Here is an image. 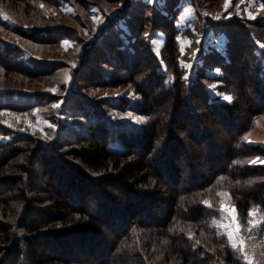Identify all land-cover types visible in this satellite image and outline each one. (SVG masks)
<instances>
[{"label":"trees","instance_id":"1","mask_svg":"<svg viewBox=\"0 0 264 264\" xmlns=\"http://www.w3.org/2000/svg\"><path fill=\"white\" fill-rule=\"evenodd\" d=\"M90 1L72 0L85 12ZM62 3L0 0V29L58 43L66 32L52 12L60 15ZM194 6L196 33H185L184 54L175 15L144 0L123 13V38L116 19L89 41L71 85L125 87L136 98L94 100L72 89L69 110L79 121L49 145L25 135L0 142V264H246L214 222L225 193L241 225L256 208L264 230V144L247 137L264 115V11L221 22ZM154 31L165 34L160 55ZM209 33L224 36L220 50L202 48ZM1 40L0 59L12 58L18 73H49L47 63L15 61L20 47ZM112 110L141 122H119Z\"/></svg>","mask_w":264,"mask_h":264},{"label":"rangeland","instance_id":"2","mask_svg":"<svg viewBox=\"0 0 264 264\" xmlns=\"http://www.w3.org/2000/svg\"><path fill=\"white\" fill-rule=\"evenodd\" d=\"M68 1L63 0L59 11L60 15L52 12L57 17L56 23L60 24L58 26L63 27L62 29L66 32L58 43H39L37 40H28L29 38L25 39L23 36L0 29L1 41L20 47L19 60L15 61L26 63L29 67L34 66L37 62L42 65L47 63L49 66L45 67V69H49V73L28 77L18 73L15 69L18 64L14 63L12 58L7 62L0 59V142L8 140L11 135H25L31 136L43 145H49L50 141H53L57 136L60 128L64 127L63 125L71 126L72 123L79 121V118L71 116L69 110V105L72 104V100H70V96L73 95L72 89L80 94L94 96V100L105 95L109 97L126 95L136 98L134 94L125 93L129 91L125 87L81 89V86L71 85L72 75L85 59L83 56L86 52L85 49L90 45L89 41L98 40L103 30L113 24L116 19H118L116 25L121 28H119L120 34H117L119 37L123 38L124 30L129 31L126 21L122 20V15L124 12H130L128 7L136 0H91L87 4V12L70 0L77 9L75 10ZM144 1L157 5L164 14L170 15L171 18L175 15L174 25L182 33L180 36L182 54L185 52V47H188L191 42L190 37L185 33L188 31L196 33L194 30V21L197 17L195 4L202 8L204 15L221 22L253 20L264 11V5L259 0H168L171 9L166 8L167 0ZM73 17L74 19H72ZM75 17L78 19L75 20ZM101 21L103 22L101 23ZM203 37L199 38L203 39ZM213 37L215 38L213 39ZM222 38H224L222 34L217 37L209 33L203 40L202 48L208 50L213 43L220 50L224 45ZM164 39L165 34L161 31L151 33L149 40L156 55H160ZM3 50L4 48L0 49V51ZM95 55L93 53L90 59L93 60L96 57L97 60ZM7 63L9 65L12 63L13 67L7 66ZM92 63H97V61H92ZM198 63L201 62L198 61ZM41 64L37 67H42ZM181 65L184 69L189 70L190 62L182 60ZM84 69L80 70L83 74L85 73ZM151 87L152 85L148 82L143 84V88L147 90ZM210 91L213 96H220L224 101H230L224 97H231V95L218 92L214 88ZM27 92L35 93L33 98L30 93L28 96ZM37 101L38 104L35 103ZM57 104L59 107H54ZM26 106H29L28 109L25 108ZM63 107L66 109H62ZM113 112L115 119L122 123L138 124L142 119L132 111ZM247 137L250 142L264 144V115L257 118ZM35 168L37 169V166ZM217 210L219 217L215 220L214 225L218 232L225 235L228 240V233H231L232 241L229 240V242L232 245L234 243L242 253L246 264H264L263 217L258 210L252 209L249 212L252 215H248L246 223L241 225L236 218L235 208L225 193H221ZM248 221H253L256 226L253 227V224H249Z\"/></svg>","mask_w":264,"mask_h":264},{"label":"snow or ice","instance_id":"3","mask_svg":"<svg viewBox=\"0 0 264 264\" xmlns=\"http://www.w3.org/2000/svg\"><path fill=\"white\" fill-rule=\"evenodd\" d=\"M41 7H43V5H41ZM5 19H7V17H5ZM103 21H101L102 23ZM65 44H67V42H65ZM224 99L226 100H231V97L225 96ZM54 107H59V105H54ZM257 161H251V163H256ZM249 215H252V213H249ZM249 224H253V227H255L256 225L253 223V221H248ZM229 235V240L230 242L232 241V235L231 233H228ZM197 243H199V241H197ZM233 247H235V244L233 243Z\"/></svg>","mask_w":264,"mask_h":264}]
</instances>
